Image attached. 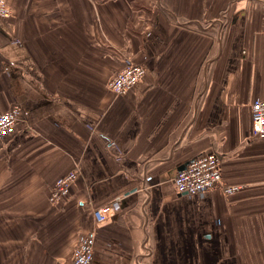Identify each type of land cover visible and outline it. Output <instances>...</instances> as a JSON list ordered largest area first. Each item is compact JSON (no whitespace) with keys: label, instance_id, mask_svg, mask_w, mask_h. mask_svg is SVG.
Here are the masks:
<instances>
[{"label":"crops","instance_id":"obj_1","mask_svg":"<svg viewBox=\"0 0 264 264\" xmlns=\"http://www.w3.org/2000/svg\"><path fill=\"white\" fill-rule=\"evenodd\" d=\"M6 1L0 110L21 117L0 139L3 260L66 264L94 231L90 264H264V138L250 112L264 97V0ZM126 61L146 72L113 93ZM207 152L239 188L178 193L176 172ZM70 170L68 195L50 201Z\"/></svg>","mask_w":264,"mask_h":264},{"label":"built area","instance_id":"obj_2","mask_svg":"<svg viewBox=\"0 0 264 264\" xmlns=\"http://www.w3.org/2000/svg\"><path fill=\"white\" fill-rule=\"evenodd\" d=\"M11 15V8L6 0H0V18ZM144 65L126 61L111 77L108 88L116 94H122L131 89L144 76ZM20 106L13 104L6 110H0V139L9 134L21 117ZM251 134L264 138V97H258L251 102ZM77 175L76 170H70L57 177L51 186L49 200L58 202L68 195L70 187ZM173 183L178 193L199 195L209 189H220L228 194L239 188L238 185L225 184L222 180L221 160L215 152L201 153L188 160L186 165L178 170L173 177ZM111 203H105L94 208L92 216L97 224L103 223L110 215ZM94 231L82 232L77 236L70 260L66 264H90L94 254Z\"/></svg>","mask_w":264,"mask_h":264},{"label":"rangeland","instance_id":"obj_3","mask_svg":"<svg viewBox=\"0 0 264 264\" xmlns=\"http://www.w3.org/2000/svg\"><path fill=\"white\" fill-rule=\"evenodd\" d=\"M230 6L228 5V8H229ZM229 11V10H228ZM229 19H230V16H228V21H229ZM110 80V79H109ZM109 80H108V82H109ZM107 86H108V84H107ZM3 248H0V264H9V259L8 260H3V259H5V256H6V254H10L11 253V251H9V250H6V251H4V250H2ZM19 252V251H18ZM20 252L22 253V251L20 250Z\"/></svg>","mask_w":264,"mask_h":264}]
</instances>
